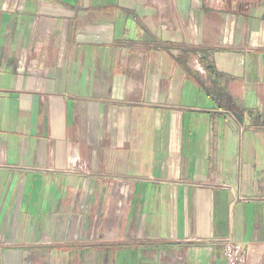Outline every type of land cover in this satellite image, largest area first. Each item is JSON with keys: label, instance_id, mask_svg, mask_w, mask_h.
I'll return each mask as SVG.
<instances>
[{"label": "crops", "instance_id": "1", "mask_svg": "<svg viewBox=\"0 0 264 264\" xmlns=\"http://www.w3.org/2000/svg\"><path fill=\"white\" fill-rule=\"evenodd\" d=\"M264 264V0H0V264Z\"/></svg>", "mask_w": 264, "mask_h": 264}, {"label": "built area", "instance_id": "2", "mask_svg": "<svg viewBox=\"0 0 264 264\" xmlns=\"http://www.w3.org/2000/svg\"><path fill=\"white\" fill-rule=\"evenodd\" d=\"M224 255L228 264H247L248 251L242 243L231 238L224 240Z\"/></svg>", "mask_w": 264, "mask_h": 264}]
</instances>
